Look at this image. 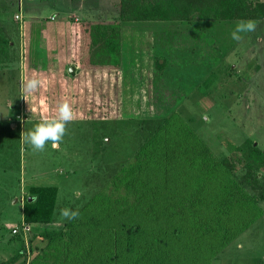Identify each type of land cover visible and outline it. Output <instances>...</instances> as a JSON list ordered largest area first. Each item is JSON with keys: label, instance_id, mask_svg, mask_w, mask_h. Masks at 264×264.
<instances>
[{"label": "rangeland", "instance_id": "1", "mask_svg": "<svg viewBox=\"0 0 264 264\" xmlns=\"http://www.w3.org/2000/svg\"><path fill=\"white\" fill-rule=\"evenodd\" d=\"M132 2L125 16L133 15ZM120 7L119 0H0V264H264V18L239 42L231 38L236 21L142 23L165 31L171 47L163 57L170 83L156 78L154 93L133 67L146 68L162 51L145 46L141 23H125L121 50L122 41L129 49L144 44L127 55L132 62L123 71L143 91L129 90L122 99L117 71L101 80L82 74L77 113L59 150L48 144L34 152L22 144V131L51 118L37 93L21 89L22 24L50 17L117 19ZM82 50L79 45L78 58ZM94 59L90 67L115 69ZM150 79L143 75L144 85ZM209 170L217 172L214 179ZM203 180L208 190L232 189L222 211L236 212L234 229L195 197ZM42 186L57 189L52 221L31 225L26 239L13 235L25 222L22 207L32 187ZM64 208L78 218L64 219ZM78 222L84 233L73 228ZM124 223L137 228L130 254L119 234ZM58 230L68 232L61 238L46 233Z\"/></svg>", "mask_w": 264, "mask_h": 264}, {"label": "trees", "instance_id": "2", "mask_svg": "<svg viewBox=\"0 0 264 264\" xmlns=\"http://www.w3.org/2000/svg\"><path fill=\"white\" fill-rule=\"evenodd\" d=\"M128 0H120V8L121 13L119 15L120 21H182V22H216V21H237V20H262L264 18V2L259 0H134V2L130 3L132 5L133 15L129 12L123 14L124 8L127 10L126 6H128ZM128 12V10H127ZM97 28V29H95ZM106 28V33H105ZM111 31V32H109ZM119 24L118 23H108V24H90L86 22L74 23L71 28V35L73 39V62L77 64L79 70L84 69V61L79 60L77 57V48L78 46H82L84 48L85 43L89 49H86L88 52V62L89 68L90 65H97L94 61V57L100 60L103 64H107L115 67L114 71H117L120 66V34H119ZM83 35V36H81ZM86 37V38H81ZM77 43V44H76ZM84 44V45H83ZM102 46L104 49L97 52V49H93L97 46ZM76 51V52H75ZM94 56V57H93ZM91 59L92 62H91ZM99 61V62H100ZM100 64V63H99ZM100 64V65H103ZM93 65V66H94ZM99 66V65H98ZM93 68V67H92ZM96 68V67H95ZM102 68V67H99ZM111 70H108L107 75H111L113 73ZM115 74V82L117 84L118 75ZM108 89L107 92L109 93ZM118 95L120 97V88L117 89ZM91 94V93H90ZM78 96V95H77ZM110 96L108 95V98ZM90 107L93 105L91 101H89ZM75 112L76 106L74 107ZM82 117H91L87 113H79ZM87 115V116H86ZM171 116L167 119H163L160 124L156 127L155 132H153V138L155 136H159L161 131L159 130L163 128L164 124L170 122ZM187 146L190 145H182ZM192 147V145L190 146ZM191 149V148H190ZM252 155H261L258 149H252ZM189 152H187L188 154ZM222 176L225 177V182L227 175L219 170ZM217 172L214 170H209L208 175L214 179V175ZM208 175L205 176L208 177ZM208 182L199 185V191L195 194V197H201L200 203L206 208V212L210 214H216L222 220V223L227 226V223L231 224L230 227L234 229V227L238 224L237 221H234L235 211L228 212L227 214L222 211L224 205L227 204L230 199L229 195L232 191L230 189L225 188L223 185H220V188H207ZM228 186L229 183H228ZM139 187L144 190V186L140 183ZM202 187V188H201ZM200 189L202 192L200 193ZM204 190L206 194L204 195ZM31 197H27L25 203L22 207V218L28 225H46L50 224L53 218L54 206L56 201L57 189L55 187L50 186H42V187H32L31 189ZM30 199V200H29ZM206 202V203H204ZM231 203V202H230ZM235 209V208H234ZM236 210V209H235ZM225 214H224V213ZM209 218H213L211 215H207ZM226 219V220H223ZM230 221H232L230 223ZM88 222V218L86 219ZM82 222H78L74 224L73 228H81L83 231ZM86 226V224H85ZM69 230V228H67ZM87 231V232H86ZM84 239L89 237L90 231L86 229ZM68 232V231H67ZM66 231L58 230L56 232H46L47 234H51V236H57V238H61L64 236ZM80 232V231H79ZM95 233L98 231H94ZM84 233V231H83ZM137 233L136 227H129L127 224H122V227L119 230V234H124L125 244H127V252L132 253V242L135 234ZM18 237H23L21 233L16 234ZM80 235V234H79ZM97 236L99 233L96 234ZM79 238V236H78ZM77 238V239H78ZM123 239V237H121ZM120 238V239H121ZM81 239V238H80ZM79 239V241H80ZM119 239V240H120ZM71 241V240H69ZM78 241V242H79ZM82 242V240H81ZM119 242V241H118ZM80 244V243H78ZM77 244V245H78ZM208 245V244H207ZM205 247V246H204ZM210 248V246H208ZM82 249H79V251ZM127 255L126 258H129ZM102 258V257H101ZM98 259V263L100 262ZM119 261V259H118ZM117 261V262H118ZM199 261V259H198ZM110 262V263H117ZM107 263H109L107 261ZM101 264V263H100Z\"/></svg>", "mask_w": 264, "mask_h": 264}, {"label": "crops", "instance_id": "3", "mask_svg": "<svg viewBox=\"0 0 264 264\" xmlns=\"http://www.w3.org/2000/svg\"><path fill=\"white\" fill-rule=\"evenodd\" d=\"M80 22L101 25L108 23H118L119 30L121 31V29H123V25L129 22L133 24H156L171 21L124 22L120 21L119 17L117 19L108 20L101 19L99 16L98 19H80L78 17L71 16L67 20H62L60 22H55L54 17H50L49 21L46 22L37 20L33 22L23 23L21 27L22 31H20V58L22 59V69L20 70V76L23 77V80L31 78L34 75L33 70H36V74H39V76L43 79V86L36 93L40 96V100L42 98L43 101H45L46 104L43 102L44 107L47 109V113L50 117H53L56 114V105L62 100L67 101L72 106L75 114L74 107L76 106V98L77 95H79V89H81V84L84 81H81V76H83L82 74H87L90 77L100 76V80L102 75L107 76L106 72L108 70L105 69V67H90L79 70L77 64L73 62V39L71 35V28L74 23ZM140 27L141 29L147 31L146 38H148L149 40L146 41L145 46L149 49H159V52L162 51L158 54V56L157 54H153L154 58L152 61L150 60V62H148V65L144 63L147 65L146 68H144L142 65H138V63L136 62L135 66L133 67V70L138 73V75H142L141 83L143 87H145V90L147 89L148 93H154L158 87L156 83V78L166 82L167 78H165V76H168L169 67H167L168 64L166 63V60L163 59V57H165L164 55L166 53H170L171 47L168 44L169 41H167L168 39L166 37L165 31L161 34L158 33V28H154V25L142 24L140 25ZM143 44L144 42L141 43L139 47L132 46V49H129V46L123 44L122 41L121 50L120 41V66L118 69V76L121 75V77L120 79L117 78V82L119 83L122 99L123 95H126V92L129 90H137V93L143 91V88H139L138 84L135 83L132 76L127 74L128 70L125 69V72L123 71L125 64L132 62V58L127 61V59L129 58L127 55H131L132 52L135 53L136 51L139 52L140 50H142ZM95 48L96 47H94L93 49ZM83 49H85V51L82 50L83 54L81 53L79 55V60H84L89 56L88 52H86V49H89V45L87 46L85 43ZM72 68L73 71L71 70ZM144 70H146L147 73H144ZM143 75H145L147 79L151 77L150 82L148 80L147 85H144L143 83ZM162 76L164 78H162ZM167 80L168 83H170V80ZM106 83L107 82H105V84ZM90 87H88V91ZM33 95L35 94H32V96ZM32 96L30 97V99H32ZM82 98L83 100L81 102L84 103L86 101V98L83 96ZM149 101H151L153 106H156L155 101L152 98ZM33 106H35V103H33Z\"/></svg>", "mask_w": 264, "mask_h": 264}, {"label": "clouds", "instance_id": "4", "mask_svg": "<svg viewBox=\"0 0 264 264\" xmlns=\"http://www.w3.org/2000/svg\"><path fill=\"white\" fill-rule=\"evenodd\" d=\"M260 21L257 20H237L231 38L234 41H241L244 35L252 33L258 27ZM31 78L22 80L21 89L26 94H35L42 86L43 79L36 74ZM55 115L51 118H42L31 130L22 131L20 140L22 144L28 145L34 152H43L46 145L50 144L53 150H59L63 138L67 134V125L75 119L72 106L67 101H60L55 108ZM60 215L67 220L78 218L79 213L68 208L61 210Z\"/></svg>", "mask_w": 264, "mask_h": 264}, {"label": "built area", "instance_id": "5", "mask_svg": "<svg viewBox=\"0 0 264 264\" xmlns=\"http://www.w3.org/2000/svg\"><path fill=\"white\" fill-rule=\"evenodd\" d=\"M30 232H31V226L26 224L25 222H22L19 227H15L11 230V233L13 235L21 233L23 235L24 239H26V237H28Z\"/></svg>", "mask_w": 264, "mask_h": 264}, {"label": "water", "instance_id": "6", "mask_svg": "<svg viewBox=\"0 0 264 264\" xmlns=\"http://www.w3.org/2000/svg\"><path fill=\"white\" fill-rule=\"evenodd\" d=\"M73 71V68L71 69ZM30 200V199H29Z\"/></svg>", "mask_w": 264, "mask_h": 264}]
</instances>
